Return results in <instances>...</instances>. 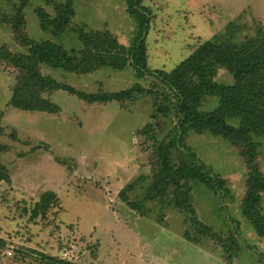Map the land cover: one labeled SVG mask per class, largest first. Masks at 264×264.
<instances>
[{"label":"rangeland","instance_id":"374dc122","mask_svg":"<svg viewBox=\"0 0 264 264\" xmlns=\"http://www.w3.org/2000/svg\"><path fill=\"white\" fill-rule=\"evenodd\" d=\"M66 0H28L24 34L35 42L51 41L79 58L88 51L77 30L110 32L129 47L138 32L127 12V0H74L75 16L60 40L44 32L37 9L56 17ZM19 0H0V45L26 54L9 23L17 15ZM151 13L146 37L148 69L171 72L207 41L236 46L264 47V0H144ZM232 29H227L229 25ZM99 46V45H98ZM96 55L98 50L94 47ZM87 56H89L87 54ZM96 56V57H95ZM92 60V59H91ZM41 73L84 93L119 92L157 80L141 77L127 66H103L91 72H74L42 64ZM18 70L0 62V118L8 147L2 154L11 182L0 184V264H264V231L245 213L250 169L247 148L211 131L190 130L182 143L225 180L229 192L219 195L200 182L192 187L196 214L171 205L175 189L164 198L146 200L160 168L155 144L174 141L177 117L171 110L160 119L162 127L149 138L144 128L155 122L153 95L127 102L89 104L67 92L50 99L57 114L23 111L10 105ZM233 84L234 77L219 68L214 79ZM163 89L167 90L164 86ZM217 97L206 96L200 111L212 112ZM238 127V121H228ZM257 143V165L264 176V137L252 133ZM171 161L180 165L190 156L172 144ZM130 202L139 204L132 209ZM52 191L57 202L45 216L31 218L43 193ZM259 212L264 216V192ZM200 221L206 231L195 220ZM211 233L220 236L225 247ZM231 261V262H230Z\"/></svg>","mask_w":264,"mask_h":264},{"label":"trees","instance_id":"16d2710c","mask_svg":"<svg viewBox=\"0 0 264 264\" xmlns=\"http://www.w3.org/2000/svg\"><path fill=\"white\" fill-rule=\"evenodd\" d=\"M17 15L9 23L21 44L28 47V53H13L6 45H0V62H8L18 70L13 88L10 105L23 111H36L57 114L60 111L50 95L63 91L74 95L89 104L127 102L136 96L153 95L155 101V122L147 125L142 134L150 139L151 135L160 130V119L167 117L175 110L177 126L174 141L168 144H155L159 154L160 168L146 194L147 201L164 198L168 189L175 190L171 205L178 209L188 210L196 214L191 204L192 187L189 183L200 182L219 195L220 200L229 192L225 180L210 170L199 158L196 151L182 143V138L190 131H211L247 148V164L250 169L249 191L245 199V213L255 220L257 228L264 231V216L259 212L260 192H264V176L257 165L258 146L252 133L264 137V47L251 48L248 45L236 46L223 41H207L195 48V52L179 63L171 72L153 71L146 66V37L149 30L151 13L143 5L144 0H127V12L137 22L138 32L129 47L118 43L110 33L85 32L78 29L77 33L85 45L88 55L81 58L75 53L70 54L62 46L51 41L35 42L23 32L21 25L25 23L24 10L28 0H19ZM74 0H66L60 6L56 17H51L42 8L37 9L40 26L44 32L51 34L55 40L63 38L70 28L75 16ZM232 29L230 24L227 28ZM99 45V46H98ZM97 48L99 55L93 51ZM90 54H94L90 57ZM92 59V60H91ZM42 64L60 66L69 71L80 73L91 72L103 66L124 69L130 66L141 77L152 76L157 82L148 88L136 85L119 92L84 93L76 88L61 83L41 73ZM219 68H225L234 77L233 84H221L214 79ZM163 86L167 89H163ZM206 96L219 99L217 108L212 112L200 111L199 107ZM238 121L234 127L228 121ZM4 134L0 118V138ZM172 144L187 153L191 160L175 165L169 156ZM8 147L0 141V184L11 182L6 166L2 163V154ZM133 189L128 185L120 194L123 201L132 209L139 204L130 202L126 191ZM57 202L56 194L47 191L35 204L31 218L48 214ZM206 231L211 230L194 219ZM212 238L225 247L223 239L211 233ZM231 262V261H230ZM58 264H76L68 260H59Z\"/></svg>","mask_w":264,"mask_h":264}]
</instances>
